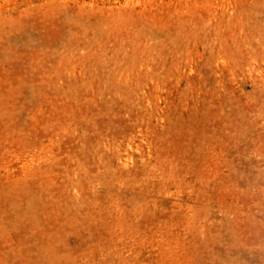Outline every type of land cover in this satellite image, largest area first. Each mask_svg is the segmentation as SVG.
<instances>
[{
  "label": "rangeland",
  "instance_id": "374dc122",
  "mask_svg": "<svg viewBox=\"0 0 264 264\" xmlns=\"http://www.w3.org/2000/svg\"><path fill=\"white\" fill-rule=\"evenodd\" d=\"M0 264H264V0H0Z\"/></svg>",
  "mask_w": 264,
  "mask_h": 264
}]
</instances>
